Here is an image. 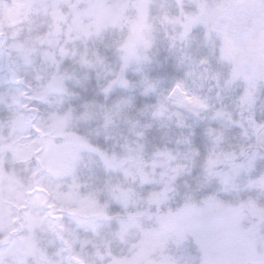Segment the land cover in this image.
I'll use <instances>...</instances> for the list:
<instances>
[{
    "label": "snow or ice",
    "instance_id": "1",
    "mask_svg": "<svg viewBox=\"0 0 264 264\" xmlns=\"http://www.w3.org/2000/svg\"><path fill=\"white\" fill-rule=\"evenodd\" d=\"M0 71V264H264V0H0Z\"/></svg>",
    "mask_w": 264,
    "mask_h": 264
},
{
    "label": "trees",
    "instance_id": "2",
    "mask_svg": "<svg viewBox=\"0 0 264 264\" xmlns=\"http://www.w3.org/2000/svg\"><path fill=\"white\" fill-rule=\"evenodd\" d=\"M167 53L162 49L158 55L157 60L158 64L154 63L151 66L150 69V75L154 78H161L165 81V88L168 86V82L176 75L177 73L176 69L174 68L173 62L171 58L166 59ZM134 79H136V76L133 75ZM95 79L94 77L90 78L88 82H86L84 88H75L74 91L78 93L77 97L74 98L71 102L74 106L79 105L84 100L95 98L98 102L102 103H111L114 99H116L119 95H121L120 92L114 93L112 96L108 98V100H104L102 96H96L95 95ZM126 95V93H123ZM131 95L133 96L134 101V108L133 112L135 113L136 117L141 120V122H144L145 117L140 116L138 109H141L145 104L154 103L155 98L154 97H144L139 95L137 92H132ZM257 114L259 117L264 118V107L257 110ZM234 130H238L237 128H232L227 131L226 136L228 140L232 144H236L238 141L233 140L231 138V135L233 134ZM195 135L193 136V142L194 144L200 149L201 152L205 150L207 140L203 135V125H197L193 129ZM156 127H152L148 133V145L152 146H160L163 143L162 136L157 133ZM152 137L154 138V142H151ZM264 167V161L259 162L258 168ZM195 177H196V170L193 171L191 177H186L185 179L188 180V182L192 185H195ZM182 182V181H181Z\"/></svg>",
    "mask_w": 264,
    "mask_h": 264
},
{
    "label": "rangeland",
    "instance_id": "3",
    "mask_svg": "<svg viewBox=\"0 0 264 264\" xmlns=\"http://www.w3.org/2000/svg\"><path fill=\"white\" fill-rule=\"evenodd\" d=\"M133 75H134V74H130V78L134 80ZM5 79H7V72H6V71H0V91H3V90H5L6 88H9V87H15V86H16L15 84H7V85H5V84L3 83V81H4ZM156 79H160V80H161V87L165 88V87H164V86H165V81H164L163 79H161V78H156ZM126 95H131V93H126ZM260 108H262V107L259 106V102H258V109H260ZM258 109H257V110H258ZM189 122H190V121H189ZM93 127H94V125H93ZM153 127H156V129H157V131H158L157 133L160 134L162 137L164 136L165 132H167V134H168L169 136H171V137L174 138V137H175L176 135H178L181 131H185V132L187 131V129H177V128H175L174 126H170V127L167 128V129H158L157 126L154 124ZM226 133H227V132H226ZM238 133H239V129H238V130H234L233 134L231 135V138H233V140H235V141H239L240 138H239ZM97 141H98L102 146H105V147H110V145H111V143H112L111 141H109L108 144H105L102 136L97 137ZM151 142H154V138H153V137H152V139H151ZM152 147H153V145H152V146H149V145L147 144V151H148V152H151ZM168 147H176V145H175L174 143H172V144H169ZM182 182H183V181H182ZM182 182H181V183H182Z\"/></svg>",
    "mask_w": 264,
    "mask_h": 264
}]
</instances>
